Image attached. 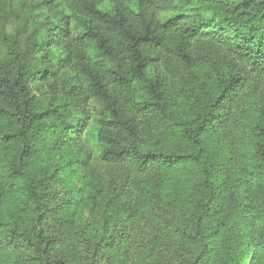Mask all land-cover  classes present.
Masks as SVG:
<instances>
[{
    "label": "trees",
    "instance_id": "trees-1",
    "mask_svg": "<svg viewBox=\"0 0 264 264\" xmlns=\"http://www.w3.org/2000/svg\"><path fill=\"white\" fill-rule=\"evenodd\" d=\"M74 174L118 214L143 221L168 205L130 264H204L217 240V264H242L246 243L264 254V0H0L8 262L70 264L83 241L95 264L68 219L47 239L40 227L78 198ZM9 197L29 208L28 227L1 215ZM252 219L262 228L247 239Z\"/></svg>",
    "mask_w": 264,
    "mask_h": 264
},
{
    "label": "rangeland",
    "instance_id": "rangeland-1",
    "mask_svg": "<svg viewBox=\"0 0 264 264\" xmlns=\"http://www.w3.org/2000/svg\"><path fill=\"white\" fill-rule=\"evenodd\" d=\"M21 3L18 1L15 8L18 10ZM34 93L43 99L45 104L48 103L50 94L46 85L38 86L33 89ZM90 107L94 115L100 114L103 110V105L98 100H91ZM76 149V148H75ZM75 151V150H74ZM58 156L53 153L48 158L46 164L48 166V172L53 171V165L56 164ZM73 176V175H72ZM72 178L73 182H76L77 187H81L80 178L77 174H74ZM81 187L78 191L77 199L70 205L64 208V216L61 211L58 213L51 212L42 219L41 229L44 237L47 239L50 236L55 235L61 228L62 221L68 219L72 222L76 228H78L79 234H85L89 238L90 246L96 247L99 251L96 256L95 264H130L135 257L141 261L145 260V250L149 248L143 240L140 241V237L144 235L153 236L155 229L153 230L149 224H153L154 228L160 224L166 223V218H158L155 216L157 213L170 217L168 212H165L168 205H161L159 202L154 204L153 215L147 213L144 220L137 219L136 216L130 217L123 213H115L111 204L104 198L92 199L88 197ZM10 198V197H9ZM8 199V198H7ZM19 200L9 199L6 204H3L2 216L10 217L11 223H15L14 220L23 227L27 226L29 208H24L19 205ZM6 217V218H7ZM253 220V219H252ZM149 223V224H147ZM206 229L210 230L213 227L212 220L207 221ZM262 223L258 219L249 221L246 224V228H243L242 232L245 234V238L256 236L260 233ZM215 248L209 254L204 264H217V260L220 254L224 251L223 246L226 245L222 241H216ZM246 249L240 248L242 253L245 252V258L242 264H264V254L261 252L255 253L253 256V249L246 243ZM80 255L70 264H84V253L86 246L83 241L79 243ZM57 251V248L54 250ZM247 256L249 257L247 259ZM4 257V256H3ZM0 255V264H13L8 262L7 258H3ZM16 264V263H14Z\"/></svg>",
    "mask_w": 264,
    "mask_h": 264
}]
</instances>
